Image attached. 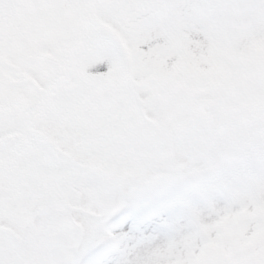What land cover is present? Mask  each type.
Wrapping results in <instances>:
<instances>
[{"label": "snow or ice", "instance_id": "6c2138e0", "mask_svg": "<svg viewBox=\"0 0 264 264\" xmlns=\"http://www.w3.org/2000/svg\"><path fill=\"white\" fill-rule=\"evenodd\" d=\"M0 264H264V0H0Z\"/></svg>", "mask_w": 264, "mask_h": 264}]
</instances>
